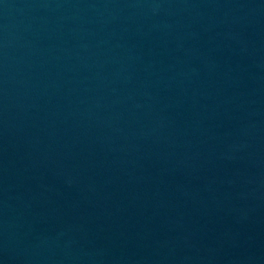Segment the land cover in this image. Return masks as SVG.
I'll return each mask as SVG.
<instances>
[{
	"label": "water",
	"instance_id": "95a60500",
	"mask_svg": "<svg viewBox=\"0 0 264 264\" xmlns=\"http://www.w3.org/2000/svg\"><path fill=\"white\" fill-rule=\"evenodd\" d=\"M0 264H264V0H0Z\"/></svg>",
	"mask_w": 264,
	"mask_h": 264
}]
</instances>
